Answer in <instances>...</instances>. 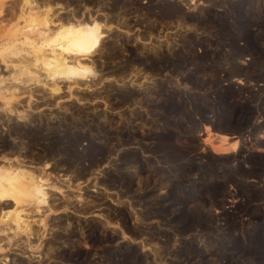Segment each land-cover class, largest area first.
Listing matches in <instances>:
<instances>
[{"label": "rangeland", "instance_id": "1", "mask_svg": "<svg viewBox=\"0 0 264 264\" xmlns=\"http://www.w3.org/2000/svg\"><path fill=\"white\" fill-rule=\"evenodd\" d=\"M0 1L1 41L19 0ZM54 1L77 15L90 4ZM214 1H118L131 10L95 13L110 24L93 57L106 64L95 87L73 88L81 102L65 87L51 98L32 85L29 123L6 115L0 99V156L16 153L30 168L49 161L62 189L50 190L48 228L30 237L42 264H264V0ZM2 49L4 86L17 61ZM107 60L141 68L144 81L106 78ZM27 97L11 102L26 108Z\"/></svg>", "mask_w": 264, "mask_h": 264}, {"label": "bare ground", "instance_id": "2", "mask_svg": "<svg viewBox=\"0 0 264 264\" xmlns=\"http://www.w3.org/2000/svg\"><path fill=\"white\" fill-rule=\"evenodd\" d=\"M181 1H183V3L187 1L188 3H194L195 1L197 3L201 2V0ZM57 5L58 7H54ZM2 10L3 3L0 1V15ZM63 10L64 7L59 1L19 0L17 10L14 12L12 11V13L7 12L14 21L8 33H6L4 35L5 37L0 41V44L3 47L2 51L6 49L7 54L16 58L15 61H17V63H14V66L17 68V72L14 75L13 73L9 75L10 81L13 82H10L11 84L5 83L4 86H2V82L6 81V79L0 77V99L3 101L4 105L0 107L3 109V112L7 113L6 115H8V113H13L12 115H14L17 120L31 123V115L27 109H29L28 106H30L28 105L30 98L34 96L32 90L34 87L37 88V86H39L40 88L43 87L45 90L49 89L47 92L49 93L48 95H50L49 97L53 96L51 98H54L55 95L60 97L59 93L62 92L65 87L69 96H72L70 98H74L77 102H81L80 96L73 94V88L75 87L76 91L77 89L79 91H84L80 86H85L86 89H88L91 86L95 87V85L99 84L102 80L101 75L103 73L100 75L98 72H100L101 69L97 67L101 68L106 63L101 60V62L97 64L96 59L93 57L97 54L98 56L100 55L104 47L103 41L106 39L105 36H107V31L110 30V24L104 23L103 20H100L92 14L87 16L84 13L77 15L74 11L70 10L68 13H63ZM199 10L202 11V9ZM173 11L178 15H185V12L181 10V8L179 10L175 7ZM3 27L5 26H2V28ZM125 32H127V30L124 31V33ZM156 48H159V45L151 46L148 49L155 51V54H157ZM151 64L159 66L160 63L157 64L155 62ZM124 66L120 65L118 68L116 67V69L111 65L110 71H108L110 74L106 78L112 77L114 81L124 83L126 82V77L131 74L130 72H135L132 75L133 77L130 76L131 78L128 79V82L137 81L140 84L144 81L145 76L139 74V69L141 70V68L133 66L132 71L128 72L123 70ZM32 67L36 68V72L33 71L34 69L31 70ZM108 83L110 86L111 82ZM102 84H104V82ZM148 84L149 85L146 86L142 84L143 89L141 90L149 94L152 89H155L156 82L152 80ZM32 85L35 86L32 87ZM44 85L49 88H45L46 86L44 87ZM138 89L140 88L138 87ZM94 91L97 92L101 90ZM25 92L28 93L26 108H17L11 101H16L18 95ZM90 92L93 91L90 90ZM7 118L9 117H6V119ZM0 122L2 123L1 120ZM0 143L1 146H6L4 142L2 143V141H0ZM13 152L14 151H9V153ZM13 154L12 157H6L3 154V157L0 156V236H3V238L0 237V252L4 251L10 244L11 246L13 244V247L15 245V248L17 247L20 250H18L20 254L17 253L16 255L24 257L26 264H33L31 260L35 257L37 258V262L35 261L36 264H42L43 256L39 251L41 248L38 246L32 248L33 243H29L30 237L37 236V238H40L43 235V231L49 226V222L47 224L44 215L47 209L52 211L51 206L53 207L52 202H54V200H51L52 202L49 203V198L53 196L51 195L53 193L52 191H61L62 189L60 185H57L56 181H49L50 172L47 171L49 161L43 159L42 163H40L37 168H30V166L25 165V160H23L22 157H18L16 153ZM67 178H65V180H69V177ZM73 198L78 200L84 199L81 194L73 195ZM66 205L64 204L63 206ZM42 206H46V209H42ZM83 207L84 206L81 205V208ZM36 213H41L39 215L37 214L39 216L38 218L34 215ZM35 223L38 224L36 226H40L43 230L41 231L38 227L36 229V226L33 227ZM22 235L25 238L19 240ZM15 236L18 238L14 239ZM5 244L6 247L4 246ZM26 252L27 255L25 254ZM11 258L7 255H3V257L0 258V264H8L10 259V262H12L11 264H21L14 263L13 259H15V255Z\"/></svg>", "mask_w": 264, "mask_h": 264}, {"label": "flooded vegetation", "instance_id": "3", "mask_svg": "<svg viewBox=\"0 0 264 264\" xmlns=\"http://www.w3.org/2000/svg\"><path fill=\"white\" fill-rule=\"evenodd\" d=\"M87 1L90 2L88 8H89V10L94 11V13H93L94 15L93 14L92 15L95 16V17L98 16V15H95V13L100 14V15L103 14V16H104V13H105L106 16L109 17V16H111L110 12H112V15H114L115 12L129 11V10H131L128 7L129 6L128 4H125V3L119 4L118 3V1H123V0H87ZM81 4H82V2L81 3H76V5H81ZM73 8L75 9V7H73ZM68 9L70 11H74L75 12V10L72 9V8H68ZM69 10H66V8H64V10L62 12L68 13V12H70ZM85 11H87V13H84L86 16L89 15V14H91L88 11V9H86ZM83 12H84V10H82L80 12V14H82ZM120 16H122V15L120 14ZM108 62H109V68H108V70H110V66L113 65V64L111 63V61H108ZM117 65L120 66L122 64H117ZM116 67L117 66L114 65V68H116ZM105 72H107V71H105ZM0 146H1V143H0ZM6 151L9 152L10 151V148L8 150H6ZM12 248H15V247H12L11 246V248L4 249V251L0 252V257L2 256L1 253H3V255L9 256L10 258L13 257V255H11L10 253H13V252H16V251L12 250ZM14 254H16V253H14ZM16 257H17V255H15V258ZM11 259H10V261H11ZM10 261H8V264H11L12 263Z\"/></svg>", "mask_w": 264, "mask_h": 264}]
</instances>
